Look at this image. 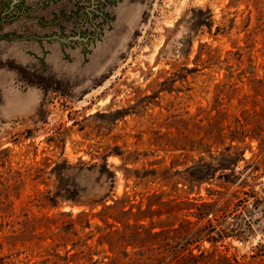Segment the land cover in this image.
Listing matches in <instances>:
<instances>
[{"label": "rangeland", "instance_id": "obj_1", "mask_svg": "<svg viewBox=\"0 0 264 264\" xmlns=\"http://www.w3.org/2000/svg\"><path fill=\"white\" fill-rule=\"evenodd\" d=\"M0 264H264V0H0Z\"/></svg>", "mask_w": 264, "mask_h": 264}, {"label": "trees", "instance_id": "obj_2", "mask_svg": "<svg viewBox=\"0 0 264 264\" xmlns=\"http://www.w3.org/2000/svg\"><path fill=\"white\" fill-rule=\"evenodd\" d=\"M104 165L106 167V164H104ZM203 180H204V178H200L199 180H196V181L197 182H202ZM113 202H114L113 205L104 206V209H110L112 207H115L117 205V201H113ZM53 203H55V202H53ZM216 204H217V202L211 203V204L210 203H204V202L200 203V204L194 203V206H193L192 209H194L195 211H194V213H192V215L195 216L196 221L190 222L188 220H184L185 221L184 223L187 224V231L192 232L194 230V228H196L198 226V224H200L202 222L205 224L204 227L205 226H210L211 220H206L207 215L210 214L211 217L216 218V215L221 210V208L218 209L219 211L214 209V206ZM120 210H122L121 211L122 213L124 212L123 211V207H121ZM128 211H131V207L128 209ZM162 214H163L162 212H158L159 216L162 215ZM107 219H113L114 221H117L115 218H113L110 215L107 216ZM113 226H114L113 224H109L108 228H112ZM158 228L160 230H159V232H155V235L163 234V232H164L163 228L162 227H158ZM200 234H201L200 227H198L195 231L192 232V237L193 238L195 237L197 239H202V238H200ZM211 239H213V238H211ZM184 251L188 252L190 254V256L193 258L194 255L191 253V250L188 247L185 248ZM172 261H177V260H175V258H174V260H170L169 262H172ZM176 263H178V262H176Z\"/></svg>", "mask_w": 264, "mask_h": 264}]
</instances>
